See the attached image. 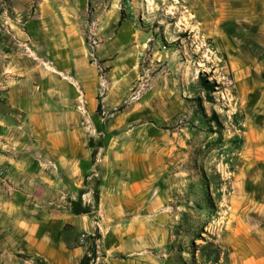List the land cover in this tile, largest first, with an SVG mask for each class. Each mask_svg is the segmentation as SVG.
Instances as JSON below:
<instances>
[{
  "label": "rangeland",
  "instance_id": "1",
  "mask_svg": "<svg viewBox=\"0 0 264 264\" xmlns=\"http://www.w3.org/2000/svg\"><path fill=\"white\" fill-rule=\"evenodd\" d=\"M183 5L0 0V133L33 132L49 109L73 129L97 117L102 132L145 143L148 195L163 204L146 218L142 263L264 264V209L238 168L244 109L234 87L215 89L225 56Z\"/></svg>",
  "mask_w": 264,
  "mask_h": 264
},
{
  "label": "crops",
  "instance_id": "2",
  "mask_svg": "<svg viewBox=\"0 0 264 264\" xmlns=\"http://www.w3.org/2000/svg\"><path fill=\"white\" fill-rule=\"evenodd\" d=\"M182 1L196 27L225 56L235 82L234 94L244 109L241 185L255 190L249 194L261 211L264 0ZM50 110L34 109L43 116L30 118L33 132L0 133V264H80L92 246L80 244V235L94 234L95 224L101 251L113 263L145 264V221L163 204L160 196L148 195L145 143L126 145L124 134L102 132L101 119L92 115L77 124L89 127L73 129ZM250 174H257L256 180Z\"/></svg>",
  "mask_w": 264,
  "mask_h": 264
},
{
  "label": "built area",
  "instance_id": "3",
  "mask_svg": "<svg viewBox=\"0 0 264 264\" xmlns=\"http://www.w3.org/2000/svg\"><path fill=\"white\" fill-rule=\"evenodd\" d=\"M235 82L231 76L221 72L216 77V86L215 89H218V86H222L224 90H229L233 88ZM223 97V92H220ZM96 232L91 236L88 234H81L79 238L80 244H86L87 242L92 243L91 248L88 249L86 256L89 258L88 264H115L110 260V256L107 253L101 251L100 242H101V233L98 224H95Z\"/></svg>",
  "mask_w": 264,
  "mask_h": 264
},
{
  "label": "trees",
  "instance_id": "4",
  "mask_svg": "<svg viewBox=\"0 0 264 264\" xmlns=\"http://www.w3.org/2000/svg\"><path fill=\"white\" fill-rule=\"evenodd\" d=\"M199 84L201 85L202 89L205 92V98L207 99V101L213 103L214 99L211 96V92L214 90L213 86L210 84V82L206 78H204L202 76L199 77ZM101 108H102L101 101L98 99L97 100V105H96V112L99 115H100V112H101ZM207 120L213 121L216 124V126H217V128H216L217 130L221 129V124L219 122L220 121L219 117L215 114V112L212 111L211 112V116L207 117ZM217 130H215L214 133L220 134V131L217 132ZM88 262H89V258L87 256H85L81 260L80 264H88Z\"/></svg>",
  "mask_w": 264,
  "mask_h": 264
}]
</instances>
